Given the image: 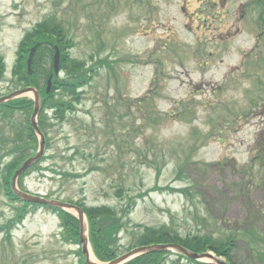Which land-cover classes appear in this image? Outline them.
Masks as SVG:
<instances>
[{
    "label": "rangeland",
    "instance_id": "1",
    "mask_svg": "<svg viewBox=\"0 0 264 264\" xmlns=\"http://www.w3.org/2000/svg\"><path fill=\"white\" fill-rule=\"evenodd\" d=\"M250 1L0 0V96L21 88L12 74L18 45L48 17L73 39L69 61L98 67L68 111L44 112L62 97L42 96L45 156L19 187L85 210H123L121 253L145 225L217 237L234 229L247 234L234 261L264 264V240L248 246L257 226L264 230V189L254 183L262 174L255 156L264 133V2ZM42 61L52 68V56ZM23 97L34 94L16 100ZM28 113L0 118V264H80L57 212L32 211L9 234L21 203L6 196L4 169ZM90 252L99 261L91 244ZM168 254L165 264H194Z\"/></svg>",
    "mask_w": 264,
    "mask_h": 264
},
{
    "label": "trees",
    "instance_id": "2",
    "mask_svg": "<svg viewBox=\"0 0 264 264\" xmlns=\"http://www.w3.org/2000/svg\"><path fill=\"white\" fill-rule=\"evenodd\" d=\"M263 2L264 0H251L246 5H256ZM198 12L202 11L198 10ZM263 18L264 17L261 16L260 19ZM64 31V27L59 22H57L54 17H52L44 22H41L33 31L27 33L20 44L19 59L15 66L14 73L19 78V81L24 85H34L40 88L42 90L43 96L49 95V93L45 91L46 84L44 81L46 78H48L52 70L46 66V62L42 61V57L45 53L49 54L50 57L53 56L55 53V45L57 44L59 45L60 50L63 52L60 67L64 73L68 72V76L65 78L56 77L54 79L53 90L51 91L52 96L59 95L62 98L53 104L45 102L43 108L44 112L49 111L48 109L51 108L58 114L64 110L68 111L72 108V106H75V100L79 99L78 88L91 81L98 71L95 65L88 66L86 61L80 60L81 62H77V65H75L76 62L71 63L69 61L67 49L70 47L72 43L71 41L73 40ZM259 38L260 34H258V39ZM36 40H41L42 43L38 47V50L35 54L33 63L34 72L29 74L27 72L29 46L33 45ZM99 63H102V60L99 59L97 64ZM3 71L4 63L0 57V78L3 75ZM154 84H157L155 77L152 80V85ZM151 93L152 91L150 89L146 95ZM49 99H51V97L48 96L46 101ZM31 105L32 101L29 99L11 101L8 104L0 106V117L4 121H8L13 116L16 109H24L30 113L31 109H29V107ZM40 124L44 129V122L41 118ZM15 128L16 127H14V129ZM25 129H27L24 132L25 136L22 137L18 134L12 139V149L8 155H10L13 159L6 164L4 169L5 190L7 191V194L9 193L8 196L10 197H12L13 194H10L11 191L9 184L14 170L20 165L22 160H24L36 149L37 139L34 136L32 128L30 127L28 118ZM17 131L18 130L15 132L16 134ZM260 149V153L255 156V159L259 160L261 163L259 165L262 171L257 184L264 189V133L262 139L260 140V146L258 149L256 148V151ZM182 192L188 194L190 192V188H184ZM257 203L258 202H256V204ZM33 208H36L35 204H22L17 208L16 213L18 218H14L12 222L22 220ZM87 213L90 221L91 240L97 256L104 261H109L116 258L119 254H121L120 247L122 245L120 244L118 234L124 229L125 226L123 224V210H117L115 207L102 206L93 207L90 210H87ZM60 220L62 238L66 240V242L78 243V220L74 216L64 211H61ZM239 233L240 231L232 229L231 232L226 233L227 235L222 237H217L209 233H187L186 235H183L167 225H161L159 227L143 226L140 235L131 245V248L143 244L177 242L197 252L214 250L217 254L225 256L230 264H237L233 259L232 252L237 246L236 242L240 240L241 236H247L245 231L241 232V234ZM254 234L256 235L257 240H250L248 243V246L253 250V244L255 242L258 240H264V230L262 228L261 230L256 228ZM168 253L169 252L147 253L138 256L125 264H165L166 258L169 256ZM192 262L195 264H211L200 263L197 261ZM80 264L85 263L81 261Z\"/></svg>",
    "mask_w": 264,
    "mask_h": 264
},
{
    "label": "water",
    "instance_id": "3",
    "mask_svg": "<svg viewBox=\"0 0 264 264\" xmlns=\"http://www.w3.org/2000/svg\"><path fill=\"white\" fill-rule=\"evenodd\" d=\"M34 50H35V48L32 49V54H31V57L29 59V65H31V61H32V56H33ZM58 57L59 56L57 55L56 56V62L57 63H58ZM29 90L33 91L36 94L37 105H36V108H35V113H34V116H33V122L32 123H33L34 128L39 131L38 125H37V122H36V116H37V114H38V112L40 110V96H39L38 91L35 88L27 87V88H24L22 90L16 91V92H14L13 94H11V95H9L7 97L0 98V103L3 102L4 100L11 99V98H13L16 95H19L21 93L27 92ZM43 153H44V136H43V140H42L41 150L38 152V154L36 156H34V157L29 158L23 164V166L16 172V175H15V177L13 179V190L16 193L17 196H19L20 198H22L23 200H26V201L38 202V203H43V204H47V205H50V206H56V207H62V208H64V207H66V208H75L80 214L81 241L84 244L83 250H84V252H87L88 235L86 234V227H85V222H84V214H83V211L79 207L74 206L72 204L64 203V202H61V201L47 200L45 198L32 195V194H30L28 192H24V191L20 190L17 187V185H16V180H17L18 176L24 170H26L30 165H32L34 162L39 160L41 158V156L43 155ZM170 249H174V250H176L178 252L184 253L185 255H187L188 257L193 258V259H199V258L203 257V255L198 254V253L193 252V251H190L187 248H185V247H183V246H181L179 244L152 245V246L139 247V248L127 253V254H124V255L120 256L119 258H117V259H115V260H113L111 262L106 263V264H120V263L124 262L125 260H127V259H129V258H131L133 256L139 255V254H143V253L150 252V251H155V250H170ZM207 255L210 256V254H207ZM215 261H216L217 264H226L225 262L220 261L218 259H215ZM88 263L89 264H98V263H95V262H92V261H89V260H88Z\"/></svg>",
    "mask_w": 264,
    "mask_h": 264
}]
</instances>
